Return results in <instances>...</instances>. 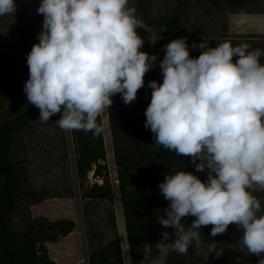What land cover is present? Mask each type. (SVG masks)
<instances>
[{
    "label": "clouds",
    "instance_id": "obj_1",
    "mask_svg": "<svg viewBox=\"0 0 264 264\" xmlns=\"http://www.w3.org/2000/svg\"><path fill=\"white\" fill-rule=\"evenodd\" d=\"M15 12V0H0V17ZM37 12L44 17L43 31L27 55L28 103L39 109L42 123L59 113L60 129L99 135L98 117L112 97L133 102L154 67L157 56L140 50L144 41L137 33L150 29L129 0H41ZM164 48L163 83L148 85L145 128L156 148L191 157L196 170L207 169L208 175L202 181L173 168L159 184L170 203L156 219L174 230V239L156 248L163 255H186L193 246L199 252L201 228L211 225L215 237L235 224L242 231L238 242L264 264V212L252 194L264 190V50L202 41L200 55L192 58L186 38ZM188 216L195 219L186 227L182 219ZM213 254L221 255L214 240L203 252L206 258Z\"/></svg>",
    "mask_w": 264,
    "mask_h": 264
},
{
    "label": "trees",
    "instance_id": "obj_2",
    "mask_svg": "<svg viewBox=\"0 0 264 264\" xmlns=\"http://www.w3.org/2000/svg\"><path fill=\"white\" fill-rule=\"evenodd\" d=\"M163 0H135L130 7L149 29L159 33V46L155 54L147 50L149 55H156L154 67L145 76H156L162 82L163 75L160 61L165 55L164 45L173 39L184 38L183 33L188 26L196 27L194 44L189 47L190 56L198 58V44L202 41L209 47H215L222 41H230L233 46L247 43L250 50H264V35L247 34L231 36L204 34L201 26H211L223 12H263L264 0H166V8L157 11V5ZM41 0H15L16 12L0 17V264H60L49 252L48 243H57L69 236L76 228V221L71 218L51 220L45 215L34 216L32 207L52 197H61L44 188L38 189L30 182L28 162L29 145L24 139L36 133L38 126L52 125L58 127L56 120L61 114L50 117L47 123L39 121L40 111L27 101L24 92L25 82L29 79L27 55L32 46L39 42L38 36L43 31V15L37 9ZM214 10V11H213ZM207 15V21L201 19ZM167 31L161 32L162 28ZM18 41L3 46V41ZM193 44V45H194ZM260 62L264 64V56ZM113 103L107 109L109 126L112 134L115 162L119 180L121 202L126 218V234L131 264H141L145 260H153L161 255L156 244L170 243L174 239L173 229L165 228L157 222L156 217L165 215L162 211L169 206L160 193L159 184L173 168L193 173L202 181H207L208 170L197 171L191 157L177 156L175 152L156 148L154 135L145 128L146 109L150 102L137 93V98L125 104L120 94L112 97ZM97 123L102 128V117ZM61 137L63 130L59 129ZM75 154V169L81 188L83 215L89 226L88 240L91 245L90 260L92 264H124L121 259L120 239L115 215L109 212L110 223L107 232L100 229L90 215L99 202L113 205L115 193L108 175L105 162V147L102 131L99 135L82 130L71 131ZM66 153L67 140L62 138ZM66 144V145H65ZM29 146V147H28ZM25 153V154H23ZM199 163V160L196 161ZM94 170L96 179L102 183L88 181V175ZM88 181V182H87ZM252 194L261 202L264 212V190L254 189ZM73 196L72 192L66 194ZM261 213H258V215ZM166 218V216H165ZM195 219L188 216L182 219L187 227ZM101 222V221H99ZM215 237L210 235L211 225L201 228L202 249L197 251L189 247L186 255L170 251L165 264H257L260 258L249 256L234 263L227 252V234ZM95 228V230H94ZM169 233V239L163 240L162 233ZM216 241L214 254L205 257L203 252L207 246ZM150 245V246H149Z\"/></svg>",
    "mask_w": 264,
    "mask_h": 264
},
{
    "label": "rangeland",
    "instance_id": "obj_3",
    "mask_svg": "<svg viewBox=\"0 0 264 264\" xmlns=\"http://www.w3.org/2000/svg\"><path fill=\"white\" fill-rule=\"evenodd\" d=\"M134 1L135 0H129V6H131ZM29 3L31 4V0H29ZM165 8L166 0H163L161 4L157 5V11L162 12ZM262 8H264V2ZM216 17L217 21L213 22L211 26H201L204 34L210 37L216 34H228L231 36L247 34L264 35V10L260 13L246 11L234 13L226 11L221 14L220 19L219 16ZM206 18L207 15L203 16L201 19L207 21ZM196 27L200 26H188L183 33V37L186 38V42L190 48L194 44L193 36L197 29ZM137 33L144 41L141 49L155 54L159 46L158 31L150 29L148 32L143 28H138ZM11 38L12 39L3 41V46L7 49L8 45L5 46L6 44L18 43V41H14L15 39L13 37ZM153 80L161 84L163 83V81H158L156 76H145L144 86L139 89V94L147 102L151 101L152 89L148 85ZM101 117L105 162L115 193V201L113 205H109L104 201L99 202L90 216L96 220L95 223L98 224L97 227L107 232L106 226L110 223L108 214L111 209L113 210L120 239L121 259L124 264H131L126 234V218L121 202V193L119 191L117 165L115 162L114 146L107 109L101 114ZM59 129V127H54L52 125L38 126L35 134L24 139L25 145L30 146L29 153L27 152L28 162H26V167L29 171L30 182L34 187L38 189L44 188L48 190L52 196H54V194L61 195V197H52L48 199L44 204L45 211L48 214L47 217L51 220L71 218L76 221V228L69 236L57 243L47 244L51 257L60 264H92L89 255L91 250V245L88 240L89 226L86 217L83 215V206L85 203L80 197L81 188L75 169L73 138L71 136V131L64 130L63 137H61L62 134ZM64 137L67 140V153L65 151L64 142L62 141ZM93 175L94 170L89 173L88 181H98L102 183L101 179H96ZM68 192H72L73 196L67 197L66 194ZM241 235L242 231L239 227L232 224L227 234L226 249L234 263H239L251 256V254L247 252V249L238 242ZM254 257L261 258L257 256ZM165 259L166 256L161 254L155 259L145 260L141 264H165ZM194 264L201 263L196 261Z\"/></svg>",
    "mask_w": 264,
    "mask_h": 264
},
{
    "label": "crops",
    "instance_id": "obj_4",
    "mask_svg": "<svg viewBox=\"0 0 264 264\" xmlns=\"http://www.w3.org/2000/svg\"><path fill=\"white\" fill-rule=\"evenodd\" d=\"M47 200H45L39 204H36L32 207V211H33L35 216H38V215L47 216L48 215L47 212L45 211V206H44V204L47 202Z\"/></svg>",
    "mask_w": 264,
    "mask_h": 264
}]
</instances>
